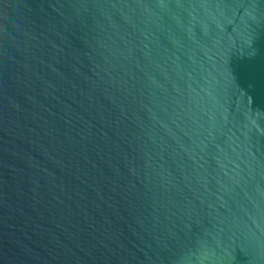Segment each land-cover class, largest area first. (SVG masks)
Listing matches in <instances>:
<instances>
[{
  "label": "water",
  "instance_id": "1",
  "mask_svg": "<svg viewBox=\"0 0 264 264\" xmlns=\"http://www.w3.org/2000/svg\"><path fill=\"white\" fill-rule=\"evenodd\" d=\"M0 264H264V0H0Z\"/></svg>",
  "mask_w": 264,
  "mask_h": 264
}]
</instances>
